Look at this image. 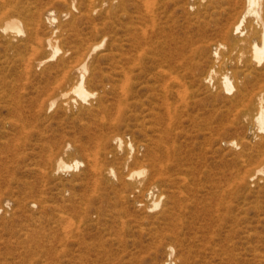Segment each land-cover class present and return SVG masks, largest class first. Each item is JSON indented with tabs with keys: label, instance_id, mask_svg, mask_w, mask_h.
Masks as SVG:
<instances>
[{
	"label": "rangeland",
	"instance_id": "obj_1",
	"mask_svg": "<svg viewBox=\"0 0 264 264\" xmlns=\"http://www.w3.org/2000/svg\"><path fill=\"white\" fill-rule=\"evenodd\" d=\"M223 1L123 0L116 10L126 16L113 27L117 0H0V23L20 20L33 40L11 33L16 48L6 50L0 39V82L14 91L0 99V264H264V172L254 173L264 130L230 105L235 82L228 94L203 80L213 65L219 71L216 45L226 44L232 72L248 50V41L232 49L224 34L244 0ZM50 36L69 62L80 40L103 39L88 61L86 101L70 94L47 106L52 90L38 87L55 80L47 73L63 54L33 68L26 61ZM115 39L128 65L129 99L118 112ZM58 156L81 165L50 174ZM141 167L144 177H127Z\"/></svg>",
	"mask_w": 264,
	"mask_h": 264
},
{
	"label": "bare ground",
	"instance_id": "obj_2",
	"mask_svg": "<svg viewBox=\"0 0 264 264\" xmlns=\"http://www.w3.org/2000/svg\"><path fill=\"white\" fill-rule=\"evenodd\" d=\"M220 1L221 0H211L210 3L212 4V6L216 4L224 3L223 0L222 2ZM239 1L240 0H235L234 2L238 3ZM230 3H231V0H230ZM71 4H74V2L72 1ZM118 6L123 8L124 6L123 0H117V3L113 5L112 7L111 24L113 27H115L116 23L121 19L120 16L122 17L121 20H123V17L126 16L124 12H123L124 14L118 16V13L116 10ZM45 19L49 25H52L53 23L55 24L56 17L54 16L53 11H50V10L47 11L45 15ZM244 22L246 23L244 24ZM92 30L98 35V31H97V28H95V26L92 27ZM11 33H14L16 36L24 35L23 36L24 39L19 40V41H22L26 44H29V42L33 41L31 38V30L30 29L23 30L20 20L16 18L10 19V20L9 18L3 19L0 23V39L4 41L6 50H12L16 48V45L13 42L14 38L10 36ZM114 33H115V30H114ZM224 34L226 35V43L228 40L232 49H234V47L237 46L238 42L242 41L245 44V42L248 41L246 43L247 48L245 47L248 50L247 51L244 50L245 54H243V51H242L243 49L242 50L239 49L242 51V56L244 55L243 56L244 58L242 60L240 59L241 61L238 62L239 65L237 64L233 68L234 70L232 72L231 69L228 67L229 61L221 55V54H224V52L220 53V50L221 49L223 50L226 44L224 45L223 43H219L218 45H216L212 53L214 63H217V67L219 71H216L213 65V67H211L208 70L203 80L206 83H213L214 79H216L217 81L216 88L217 87L221 88L222 91L228 94H231V92L235 90V86L233 84L235 82L236 93L234 97H235V100L237 101L236 103L230 102V105L235 108L237 106L243 107V109L241 110L242 118L244 119L251 118L252 122L257 127V129L260 131H263L264 130V68L256 70L255 72L253 71L252 67L254 65H261V63L264 61V0H244L243 9L240 11L239 15L231 23L230 28ZM235 35H237L240 38L237 39ZM116 42H117L116 39L113 40V44H112L113 46L111 45L110 47L111 52L109 53L108 56L111 60V68H112V73H113L111 74V78H112L111 93L113 95V100H112L113 110H116V112H118L120 110L119 103L121 102L120 105H123L126 102V100L129 99V95L127 94L124 88L125 86L124 84H127L128 82L127 81L128 65L126 62L127 52L124 51L120 54H117L116 53V50H117ZM240 44L242 45V43H239L238 45ZM32 45L33 44H31V46ZM102 45H103V39H101L99 42H92L89 40H80L79 45L76 47V50L74 51V54H75L74 57L76 56V61L74 62L73 60L71 61L72 62L71 63L69 62L68 58H66L65 56L67 55L66 53L67 49L65 52H63L62 49L60 48V45L58 44L57 39H53L50 36V37H47L43 41L40 40L38 42H35L34 48H33L32 60L26 61L29 63L28 65L30 68H33L34 66L42 65L48 60L53 59L59 53L63 54V56H61L59 61L57 62L56 66L47 73V76L49 78H52L51 75H54L55 80L51 83L48 82L46 86L43 85V88L38 87L39 91L45 92L47 89L52 90V94L50 97H48L47 102H46L48 107H52L55 104H63V103L67 104L68 103L67 97H69L70 94L75 95L81 101H86L89 97L93 96V93L88 90V87H86V84L89 81L88 78L86 77L87 74L90 73L91 78L94 76L93 75L94 68L92 67L91 63L88 61L92 57V55L98 49L102 47ZM227 47L230 48L229 46ZM224 50H226V48ZM45 51H49V54L46 56L44 55L46 53ZM28 65L26 67H28ZM29 67L28 69H30ZM118 83H120V87H121L120 91L117 90ZM8 86L9 85H7L6 83L0 82V99L12 98V96L14 95L13 87L12 86L8 87ZM241 107L240 108L238 107V108L241 109ZM114 140L118 147L122 146L123 141L120 137H116ZM229 144L234 145L235 141L230 140ZM128 146H129V149L132 150L131 143L128 144ZM80 165H81V162L79 160L72 159L70 162H68L64 160L62 156H58L56 159L49 160V162H47V166L49 167L48 172L50 174L55 172L56 175L58 172H67V171L78 169ZM146 172H147L146 168L141 167V168L130 171L127 177L129 179L142 178L146 175ZM262 172H264V156L261 158L260 167L254 170V173L259 174ZM109 173L112 174L113 170L110 169L107 174ZM153 189L154 188L149 189L148 194H153L155 196V191ZM159 204H160V201L153 200L151 208L155 209L159 206ZM172 253H173V250L171 248V250H169V256ZM165 264H172V263L169 262Z\"/></svg>",
	"mask_w": 264,
	"mask_h": 264
}]
</instances>
